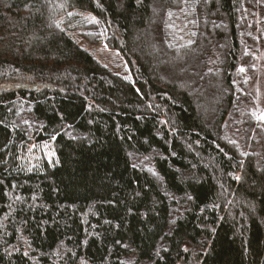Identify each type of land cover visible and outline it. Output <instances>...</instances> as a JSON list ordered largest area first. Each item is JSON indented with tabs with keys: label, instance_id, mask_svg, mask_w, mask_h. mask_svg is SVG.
I'll return each instance as SVG.
<instances>
[{
	"label": "trees",
	"instance_id": "obj_1",
	"mask_svg": "<svg viewBox=\"0 0 264 264\" xmlns=\"http://www.w3.org/2000/svg\"><path fill=\"white\" fill-rule=\"evenodd\" d=\"M245 6L264 0H0V264H264Z\"/></svg>",
	"mask_w": 264,
	"mask_h": 264
},
{
	"label": "rangeland",
	"instance_id": "obj_2",
	"mask_svg": "<svg viewBox=\"0 0 264 264\" xmlns=\"http://www.w3.org/2000/svg\"><path fill=\"white\" fill-rule=\"evenodd\" d=\"M260 1V0H259ZM249 5L250 3L247 2ZM262 3V2H261ZM246 7L248 16L245 22L247 23L244 32V58L241 68L245 71L238 73V86L241 91L247 95V100H244L242 108L250 109L255 113V119H258L260 113L264 112V11L255 9V18H249L250 8ZM260 9V8H259ZM253 11V10H252ZM77 15H73L72 22H75ZM79 16V15H78ZM86 19L92 20L89 15ZM256 25V27H254ZM64 28L69 31L70 35L90 54L97 58L102 64L106 65L118 74L130 78V70L122 58V56L115 50L110 49L103 40H99L96 44H89L81 35L80 31L74 27V23L64 25ZM88 32L87 29L83 30ZM31 164L41 160H52L55 157V148L52 142H47L42 145H32L27 151L26 155Z\"/></svg>",
	"mask_w": 264,
	"mask_h": 264
},
{
	"label": "snow or ice",
	"instance_id": "obj_3",
	"mask_svg": "<svg viewBox=\"0 0 264 264\" xmlns=\"http://www.w3.org/2000/svg\"><path fill=\"white\" fill-rule=\"evenodd\" d=\"M141 2H142V0H137L138 4ZM185 2H187V0H185ZM69 15H71V13H69ZM169 15H171V13H169ZM91 22L99 23V21L95 20L94 18L92 19ZM240 71L243 72V71H245V69L241 68ZM254 115H255V113H254ZM258 119L264 120V112L260 113V115L258 116ZM236 179H239V177H236ZM17 199H19V197ZM185 250H187V249H185ZM24 254L27 255L26 252Z\"/></svg>",
	"mask_w": 264,
	"mask_h": 264
}]
</instances>
